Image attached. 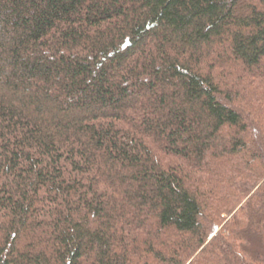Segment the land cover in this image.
Returning a JSON list of instances; mask_svg holds the SVG:
<instances>
[{"label":"trees","instance_id":"obj_1","mask_svg":"<svg viewBox=\"0 0 264 264\" xmlns=\"http://www.w3.org/2000/svg\"><path fill=\"white\" fill-rule=\"evenodd\" d=\"M0 264H264V0H0Z\"/></svg>","mask_w":264,"mask_h":264}]
</instances>
